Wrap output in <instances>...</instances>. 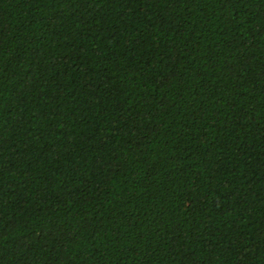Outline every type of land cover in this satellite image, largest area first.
Instances as JSON below:
<instances>
[{"label": "trees", "instance_id": "1", "mask_svg": "<svg viewBox=\"0 0 264 264\" xmlns=\"http://www.w3.org/2000/svg\"><path fill=\"white\" fill-rule=\"evenodd\" d=\"M0 264H264V0H0Z\"/></svg>", "mask_w": 264, "mask_h": 264}]
</instances>
